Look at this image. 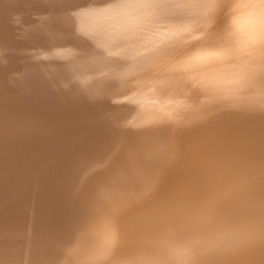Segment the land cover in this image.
<instances>
[{"label":"bare ground","instance_id":"6f19581e","mask_svg":"<svg viewBox=\"0 0 264 264\" xmlns=\"http://www.w3.org/2000/svg\"><path fill=\"white\" fill-rule=\"evenodd\" d=\"M0 264H264V0H0Z\"/></svg>","mask_w":264,"mask_h":264}]
</instances>
